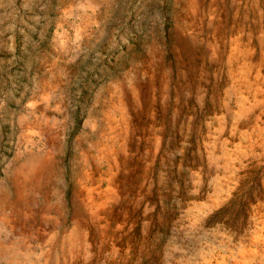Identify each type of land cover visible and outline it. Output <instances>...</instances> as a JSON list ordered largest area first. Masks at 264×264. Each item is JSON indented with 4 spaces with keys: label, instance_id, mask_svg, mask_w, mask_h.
I'll return each mask as SVG.
<instances>
[{
    "label": "rangeland",
    "instance_id": "374dc122",
    "mask_svg": "<svg viewBox=\"0 0 264 264\" xmlns=\"http://www.w3.org/2000/svg\"><path fill=\"white\" fill-rule=\"evenodd\" d=\"M0 264H264V0H0Z\"/></svg>",
    "mask_w": 264,
    "mask_h": 264
},
{
    "label": "bare ground",
    "instance_id": "6f19581e",
    "mask_svg": "<svg viewBox=\"0 0 264 264\" xmlns=\"http://www.w3.org/2000/svg\"><path fill=\"white\" fill-rule=\"evenodd\" d=\"M247 16V15H246ZM72 203V202H71ZM83 207V206H82ZM82 211V210H81Z\"/></svg>",
    "mask_w": 264,
    "mask_h": 264
}]
</instances>
